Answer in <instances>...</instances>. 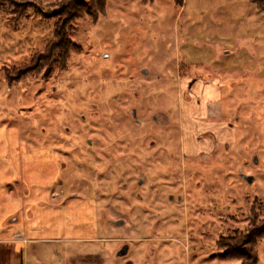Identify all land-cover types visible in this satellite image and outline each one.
Returning <instances> with one entry per match:
<instances>
[{
    "label": "rangeland",
    "instance_id": "obj_1",
    "mask_svg": "<svg viewBox=\"0 0 264 264\" xmlns=\"http://www.w3.org/2000/svg\"><path fill=\"white\" fill-rule=\"evenodd\" d=\"M63 1L0 0V239L31 240L28 256L0 243V264H127L125 243L133 264H176L177 244L204 236L210 264H240L219 242L264 222V13L250 0H109L69 25L80 49L66 71L13 77L46 54ZM198 78L218 81L221 116L193 111ZM198 182L210 224L193 229L183 206ZM145 190L162 201L148 216ZM256 252L264 264V237Z\"/></svg>",
    "mask_w": 264,
    "mask_h": 264
},
{
    "label": "trees",
    "instance_id": "obj_2",
    "mask_svg": "<svg viewBox=\"0 0 264 264\" xmlns=\"http://www.w3.org/2000/svg\"><path fill=\"white\" fill-rule=\"evenodd\" d=\"M109 0H64L59 7L58 20L55 24L54 39H51L46 45V54L39 53L34 56L29 65L25 68L14 67L13 77L41 73L44 68L45 76L48 77L53 70L66 71L71 53L79 50L70 38L68 27L75 18H81L85 15L94 17L96 20L98 15L105 13V8ZM178 8L183 7L184 0H174ZM260 12L264 13V0H250ZM23 70V71H22ZM12 75V74H10ZM264 237V222L247 234L229 237L219 242V246L223 249L220 257L223 259L240 260V264H259L260 259L256 252L258 240Z\"/></svg>",
    "mask_w": 264,
    "mask_h": 264
},
{
    "label": "flooded vegetation",
    "instance_id": "obj_3",
    "mask_svg": "<svg viewBox=\"0 0 264 264\" xmlns=\"http://www.w3.org/2000/svg\"><path fill=\"white\" fill-rule=\"evenodd\" d=\"M133 111L136 112V116L134 115ZM132 115L136 118V120L138 119L137 118V109H135V108L132 109ZM153 119L157 122L156 116H153ZM165 120H167V122H168L167 117H165ZM143 182H144L143 180H139L138 181L139 184L136 187L138 188L139 186H143L144 185ZM61 184H62V182H61ZM149 185H153V184H149ZM105 186H107V185H105ZM192 186L194 187V190L193 189H192L193 191L189 190V193L187 194L188 197L191 199L190 200L191 205H188L189 207L185 206V205L183 206V198H184L185 194L182 193V191L184 192V189H181V188L179 189V190H181V192L177 195V198L175 197V194H173V193L169 194L168 200L172 203H174L176 201L175 202L176 207L179 205V206L186 207L187 210L188 209L191 210L192 211V217H193L191 219L192 228L193 229H201V228L209 226V224H210L211 209H210V203L207 199L208 198L207 193H209V191L207 190L206 192H203L205 190V187L207 186V184H205V183L202 184L201 182H198L197 184H193ZM201 187H203V189ZM137 188H136V190H137ZM195 188H197L200 192L196 193ZM133 190L134 189H130L128 193L118 195L120 197L121 196L123 197L125 204H129V207L126 208V210H125L126 214H131V211H132L131 207L133 205H132V194H131V192ZM145 191L147 194L146 196H143L142 193H140V192L138 193V196L141 198H143V197L150 198L149 201L151 202V204L149 203V201H147L146 203L140 205L143 212L145 214H147V216H148V214H150V213H156L157 211H160V208L162 206L160 204L162 201L159 199L160 198L159 194H150L149 190H145ZM63 192H65V191L63 190ZM105 193H106V191L101 193L100 195L98 194V192L93 193L92 197L95 198L94 204H97V198H99V196H101V195L104 196ZM60 195H62V194H60ZM106 195H108V194H106ZM76 196H80V195L77 194ZM88 196H90V195H87V197ZM82 198H83V196H82ZM82 198H80V199H82ZM175 208L168 207V208L164 209V210H166V215H171L174 212H176L177 209H175ZM202 213L205 217L203 223H201V220H200V214H202ZM122 221L123 220L117 221V224L118 225L124 224V221L123 222ZM147 222L148 221L146 219V223ZM204 233H206V231H204ZM202 238H205V236L200 237L198 241H195L193 243L188 242V243L177 244L178 245L177 255H178V253H180V255H178V258H176V261H177L176 264H210L211 260H212V257H211L212 255L210 252V245L206 241H202L201 240ZM126 244L129 245L128 254L126 256H118V252ZM124 245L121 247V249L119 251H117V253H116L117 259H125V262L127 264H133V260L127 257L131 252V245L129 243H125ZM96 260L98 261L97 257H96Z\"/></svg>",
    "mask_w": 264,
    "mask_h": 264
},
{
    "label": "crops",
    "instance_id": "obj_4",
    "mask_svg": "<svg viewBox=\"0 0 264 264\" xmlns=\"http://www.w3.org/2000/svg\"><path fill=\"white\" fill-rule=\"evenodd\" d=\"M193 86L197 88V90L200 92L201 95V101L195 102L193 104V111L197 112L196 115H200L202 112H205L207 114V116H221L222 114V109L220 108V88H219V84L218 81L216 80V78L214 79H205V78H198L193 82ZM216 102L218 103V105H216ZM214 105V106H213ZM202 110V111H201ZM200 111V112H199ZM221 112V113H220ZM203 115V114H201ZM195 118L193 119V121L190 122V124H188L187 129L188 131H190V129L193 130V127L197 124L194 125V123H196ZM229 124H227V122H224L223 124V128L219 129L223 132L227 131V132H232L234 126L231 124L228 127ZM183 127L186 128V124H183ZM14 221V220H13ZM17 238V239H15ZM15 238H5V239H0V243H10V244H15V243H23L24 247V254L26 256H28L27 250L29 247V243L31 242L30 239L28 238H21V236L19 237H15ZM27 246V247H26Z\"/></svg>",
    "mask_w": 264,
    "mask_h": 264
},
{
    "label": "water",
    "instance_id": "obj_5",
    "mask_svg": "<svg viewBox=\"0 0 264 264\" xmlns=\"http://www.w3.org/2000/svg\"><path fill=\"white\" fill-rule=\"evenodd\" d=\"M134 115L136 116V112L133 111ZM245 178L251 183L254 181V178L252 176L245 175ZM123 222V221H122ZM129 251V245L126 244L122 247V249L118 252V256H126Z\"/></svg>",
    "mask_w": 264,
    "mask_h": 264
}]
</instances>
